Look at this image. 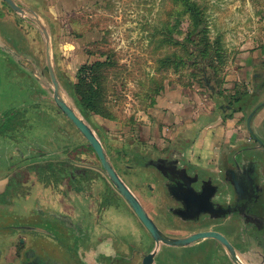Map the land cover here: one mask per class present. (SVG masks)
<instances>
[{
	"label": "flooded vegetation",
	"instance_id": "af4514ba",
	"mask_svg": "<svg viewBox=\"0 0 264 264\" xmlns=\"http://www.w3.org/2000/svg\"><path fill=\"white\" fill-rule=\"evenodd\" d=\"M14 1L25 13L35 12L49 25L56 72L62 81L60 22L52 3ZM42 72L48 75L40 32L30 19L22 18L0 0V88H17L11 95L17 102H11L13 97L3 99L0 89V167H9L12 174L8 177L19 183L11 188L15 197L23 202L37 198L32 207L14 202L9 208L14 214L11 222L18 217L14 213L17 207L24 209L21 215L28 221L10 225L23 247L15 246L16 264H142L154 248L153 237L111 182L88 141L71 153L66 165L63 158L68 156L62 143L47 153L46 141L52 137L47 136L51 129L44 125L45 107L49 98L53 101L44 89ZM207 74L203 65L202 76L210 84ZM253 80L248 113H233L243 114L245 123L240 125L248 138L236 145L225 139L213 166L193 163L188 158L189 145H182L189 139L181 141L182 137L165 148L136 142L128 143L129 153L114 152L106 143L104 129L95 127L83 114L101 137L122 179L165 234L182 237L217 232L235 248L254 251L264 264V66L254 73ZM27 95L34 97L29 107L21 100ZM216 107L221 117L234 109L227 103ZM55 131L61 142L62 128ZM13 160L15 163L10 162ZM21 169L23 173H19ZM140 169L149 176L138 177ZM156 261L233 264L213 238L183 248L164 247Z\"/></svg>",
	"mask_w": 264,
	"mask_h": 264
},
{
	"label": "rangeland",
	"instance_id": "374dc122",
	"mask_svg": "<svg viewBox=\"0 0 264 264\" xmlns=\"http://www.w3.org/2000/svg\"><path fill=\"white\" fill-rule=\"evenodd\" d=\"M48 1L60 22L62 70L79 82L82 77L92 78L88 68L101 64L94 76L101 82L103 106L111 117L96 114L95 120L110 136L129 144L142 142L160 149L182 137L181 141L189 139L182 141L189 144V151L198 137L208 134L206 125L225 119L216 107L224 101L218 92L230 97L251 91L254 73L264 66V0H194L206 13L211 41L220 42L221 56L213 62L214 72L207 74L210 84L202 76L201 62L169 67L163 62L173 55L192 59L184 47L191 22L174 0ZM0 89L2 98L9 100L17 91L12 85ZM21 100L29 107L34 97ZM11 102H17L16 98ZM231 117L239 119V125L245 123L242 113ZM212 125L211 131L217 126ZM8 168L0 167V191L12 174ZM148 174L142 169L137 172L140 178ZM36 199L17 203L32 207ZM23 210L17 207L18 217L11 226L28 222L21 215ZM0 236V251H4L10 242L4 232ZM12 247L5 264H16Z\"/></svg>",
	"mask_w": 264,
	"mask_h": 264
},
{
	"label": "trees",
	"instance_id": "16d2710c",
	"mask_svg": "<svg viewBox=\"0 0 264 264\" xmlns=\"http://www.w3.org/2000/svg\"><path fill=\"white\" fill-rule=\"evenodd\" d=\"M177 4L181 5L185 14L189 16L190 22H191V30L188 34V36L185 38L186 43L184 44L185 51L192 56V59L190 58H180L178 55L168 56L166 57L163 62L164 64L169 67L173 64H180V63H194V64H200L201 62V71L202 66L204 65V68L207 71H213V62L216 60L217 57H220V42H212L209 36L210 29L207 22V16L204 12L203 8L194 0H174ZM180 43V42H176ZM103 65V63H102ZM97 66H101V64L97 63L96 65L92 66L89 69H92V75L93 77L90 78L82 77L79 82H75L71 78L70 75H67L62 70V82L64 86L67 88V90L71 93V95L75 98L79 108L81 111L86 114L88 119L93 122L94 126L97 128H102L97 124V122L94 119V115L96 114H102L103 116L111 117L110 114L106 111V109L103 106V90L102 95L100 93V90L102 88L101 82L94 76V71L97 69ZM200 66V65H199ZM214 72V71H213ZM214 74V73H213ZM213 78V75H212ZM219 97L224 98L222 102H219L221 104L227 103L231 107H234L232 110V113L228 115H224V117H231L233 113L236 111H245V113H248L247 111L251 107L252 101L251 95L248 92H243L239 96H226L221 92H218ZM50 100V98H49ZM47 101L46 107H45V126L47 129H51V131H48L47 136L52 137L51 139L48 138L46 143L48 145L47 153L53 152L57 150V146L62 143L63 145V151L68 158L64 159V165H66V161H70L72 158V152L78 151L82 149L84 144L87 143L86 139L79 133V131L76 129V127L73 125V123L58 109L57 106H55L50 101ZM237 108L235 109V107ZM204 119H206L204 117ZM57 128H62V138L61 142L60 137H58V133L55 131ZM102 130V129H101ZM102 132V131H101ZM105 133L107 140L106 143L109 145V147L117 153H122L126 150V148L129 147V144L119 138L110 136L107 132ZM57 136V138H56ZM105 142V141H104ZM144 144V143H142ZM189 145V144H188ZM59 155H56L55 158H58ZM69 166V165H68ZM69 169V167L67 168ZM18 181V180H17ZM6 187L3 191H0V231L5 233V237L7 241L10 243L6 246L8 248L9 246H19L20 250H22L23 247L19 245L16 238L13 236L10 226L12 212H10L9 208L11 205L17 200H24L21 197H15L12 194L11 188L14 185H18L19 183L15 181L13 178L12 185L7 187L8 183H11V178H6ZM13 190V189H12ZM12 198V202H9V199ZM1 237V236H0ZM7 250V249H6Z\"/></svg>",
	"mask_w": 264,
	"mask_h": 264
},
{
	"label": "water",
	"instance_id": "95a60500",
	"mask_svg": "<svg viewBox=\"0 0 264 264\" xmlns=\"http://www.w3.org/2000/svg\"><path fill=\"white\" fill-rule=\"evenodd\" d=\"M2 1L6 2L22 18L27 17L28 19H30L40 32L44 45L46 67L48 70L47 76H45L43 72L40 75V78H42L45 83L44 89L52 98L53 103L73 123V125L88 141L89 145L94 149L101 162L103 170L110 178L111 182L114 184L116 189H118L126 198L144 226L152 235L154 240V248L148 255L144 257L142 264H158V262L156 261V256L164 247L183 248L193 245L201 239L207 238H213L217 240L222 245L233 264H255L254 262L251 263L249 260L256 261L257 264H262L256 259V253L254 251L246 252L241 249L235 248L223 235L217 232H196L182 237H170L153 222L151 217L144 209L140 200L128 187V185L125 183V181L117 171L106 147L101 140V137L98 135L94 126L84 116L75 98L71 95L62 81L59 79L56 72L53 37L47 22L35 12H32V14L25 13L15 3L14 0Z\"/></svg>",
	"mask_w": 264,
	"mask_h": 264
},
{
	"label": "crops",
	"instance_id": "0c3cea01",
	"mask_svg": "<svg viewBox=\"0 0 264 264\" xmlns=\"http://www.w3.org/2000/svg\"><path fill=\"white\" fill-rule=\"evenodd\" d=\"M223 118V117H221ZM225 119H221L220 123L212 122L217 126L214 127L212 124L206 125V129L208 128L209 132L204 137H198L194 144L190 147L188 151V158L195 164L200 166H213L217 163V155L219 152V148L221 144H223L225 139H230L233 145H236L242 141H244L248 136L245 131H242V126L239 125L240 120L235 117H224ZM260 119V118H259ZM221 125L220 127L218 125ZM224 124V126H223ZM210 135V136H209ZM217 135V136H216ZM218 137V138H217ZM215 138V140H214ZM220 142L219 146L218 143ZM10 246L7 250L0 251V264H5V258L9 256ZM12 249H16L15 246ZM9 251V252H8ZM15 262V252L13 251ZM8 264H12L13 262L8 261Z\"/></svg>",
	"mask_w": 264,
	"mask_h": 264
}]
</instances>
